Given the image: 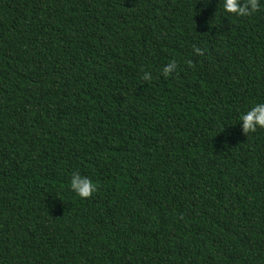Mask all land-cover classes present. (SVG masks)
Masks as SVG:
<instances>
[{"label": "trees", "instance_id": "trees-1", "mask_svg": "<svg viewBox=\"0 0 264 264\" xmlns=\"http://www.w3.org/2000/svg\"><path fill=\"white\" fill-rule=\"evenodd\" d=\"M222 4L0 0V264H264V0Z\"/></svg>", "mask_w": 264, "mask_h": 264}, {"label": "clouds", "instance_id": "clouds-1", "mask_svg": "<svg viewBox=\"0 0 264 264\" xmlns=\"http://www.w3.org/2000/svg\"><path fill=\"white\" fill-rule=\"evenodd\" d=\"M223 11L225 13H234L237 17L250 15L257 10V0H248L247 4H241L240 0H223ZM197 52L200 50L197 49ZM175 62L170 63L164 68V72L168 73L175 69ZM148 73H145L144 79H149ZM241 129L245 132H255L257 128H264V103H256L246 112L239 115ZM71 189L80 198H88L95 190L96 185L87 177L81 176L79 173L73 174L70 179Z\"/></svg>", "mask_w": 264, "mask_h": 264}]
</instances>
